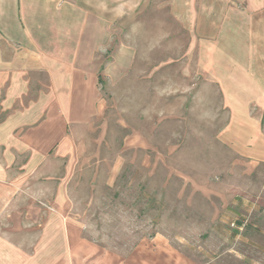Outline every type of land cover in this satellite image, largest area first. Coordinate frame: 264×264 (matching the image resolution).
<instances>
[{
  "label": "rangeland",
  "instance_id": "374dc122",
  "mask_svg": "<svg viewBox=\"0 0 264 264\" xmlns=\"http://www.w3.org/2000/svg\"><path fill=\"white\" fill-rule=\"evenodd\" d=\"M64 1L106 27L90 48L99 112L81 130L69 241L106 264H264V159L234 147L254 129L264 139V94L258 128L229 126L241 96L227 94L225 26L199 13L209 0Z\"/></svg>",
  "mask_w": 264,
  "mask_h": 264
},
{
  "label": "crops",
  "instance_id": "0c3cea01",
  "mask_svg": "<svg viewBox=\"0 0 264 264\" xmlns=\"http://www.w3.org/2000/svg\"><path fill=\"white\" fill-rule=\"evenodd\" d=\"M209 5L199 13L228 35L227 94L241 96L240 107L232 106L241 113L229 126L248 132L260 126L251 106L256 112L264 94V0ZM85 8L64 0H0V264H23L26 254L49 255L47 264H106L104 252L69 241L74 232L66 229V218H75L71 182L83 153L81 130L99 112L90 48L105 45L104 22H91ZM95 30L97 43L83 33ZM250 133L235 149L264 159V139ZM56 160L64 162L61 169Z\"/></svg>",
  "mask_w": 264,
  "mask_h": 264
},
{
  "label": "built area",
  "instance_id": "2783aa9c",
  "mask_svg": "<svg viewBox=\"0 0 264 264\" xmlns=\"http://www.w3.org/2000/svg\"><path fill=\"white\" fill-rule=\"evenodd\" d=\"M232 225H233V223H232Z\"/></svg>",
  "mask_w": 264,
  "mask_h": 264
}]
</instances>
